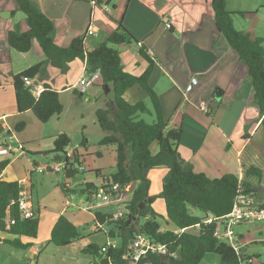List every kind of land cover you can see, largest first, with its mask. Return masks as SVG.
<instances>
[{"label": "crops", "instance_id": "0c3cea01", "mask_svg": "<svg viewBox=\"0 0 264 264\" xmlns=\"http://www.w3.org/2000/svg\"><path fill=\"white\" fill-rule=\"evenodd\" d=\"M31 1L52 21L54 25L52 37L55 43L63 48L68 47L74 38L81 37L84 38L86 50L91 51L103 43L116 29L115 22H120L135 40L130 45H119L114 48L119 52L122 69L136 77L146 70L147 62L140 55V49L153 62V70L148 83L159 98L164 119L167 121V128L181 127L182 129V137L178 146L180 157L190 163L197 173L220 174V176L237 173L236 177L240 181L248 182L251 188L256 189L255 184L252 183L254 178H246L244 175L246 169L256 166L252 164L257 160L256 157L262 159L264 164V150L258 149L260 150L258 152L253 147L250 148L255 134L261 128L254 91L250 84L246 65L238 59L236 52L231 49L226 39L216 28L210 0ZM225 5L226 10L233 14L235 29L249 34L251 38L261 39L264 47V34L260 32L258 23H241V20L249 21L251 17L258 16L260 12H263L264 3L260 0H225ZM240 13L245 15L240 16ZM167 24H169V28L166 27ZM10 30L19 33L25 31V17L16 10L14 0H0V123L5 130L11 132L9 141L12 142V146L20 149V153L16 154L20 156L24 153L33 154V152L24 150L25 145L33 146L35 142L42 143L45 133L44 126H39L36 118L31 120L32 117L28 115L31 113L30 111L22 114L17 112L11 85L12 76L45 61V57L40 47L36 46L38 44H34V42L32 49H35V56H31L30 52L18 53L17 55L21 56H17L16 52L8 47L5 40V35ZM84 75H86L84 63L74 60L68 64V70L65 73H60L47 65L45 76L41 80L36 79L32 82L40 90L45 84L55 89L60 101V96L65 92H76L80 97L85 93L82 94L77 87L78 80ZM194 79L196 84H192ZM92 86L104 89L100 75L96 82L88 88ZM133 88L125 93L126 102L129 104L142 102L147 108L145 97L141 94L138 96L142 101L134 103L129 101L128 95L132 93ZM138 89L140 88L138 87ZM216 89L223 91V96L218 101L213 99ZM89 90L97 94L95 88ZM109 93L104 94L102 105L95 106V113L99 109H105L106 104L113 106L112 95ZM150 108L147 109L150 110ZM203 108L206 110L204 111ZM113 113L112 110L111 114ZM150 116L153 117L152 113ZM18 122H24L25 128L16 133L14 127ZM96 123L95 119L92 128L84 132L86 147L80 148L81 150L78 149L79 138L77 136L72 132H65L63 129L58 131V134H65L68 137L70 134L74 135L70 140L72 143L70 142L67 158L71 159V156L76 153L82 171L84 170L82 162L91 166V170L100 171V167H94L95 159H102L104 151L109 148L98 147V143L106 133L100 128L97 129ZM252 124L253 126H251ZM30 125L35 130L33 136L25 134L28 133L27 129ZM246 127L247 129L251 127L250 133L246 130V138L239 140V134L242 136L243 133L242 128ZM55 137L50 138L51 146ZM226 141L231 145V148L235 149L236 165L239 166L237 171H232L230 167L233 166L223 162L221 158L220 147ZM154 144L150 147L152 154L157 151L156 146L155 151H152ZM110 147L114 149L113 146ZM248 149L251 153L249 157L247 154L244 158V153ZM35 150L34 154H41L42 158L38 161L32 160L34 162L31 164L29 160H26L27 163L16 170L15 179L9 180L20 184L28 206L39 219L37 238L34 240L20 238L24 244L32 242V247L27 251L33 256L40 249V242L47 241L51 244V229L60 215H66L65 208L69 203L67 198L73 192V190L66 191L64 189V182L63 186H59L60 192L57 191L56 197L53 198V201L59 199L58 206L52 207L55 208L54 210L43 202V198L50 193L40 196L39 191L37 192L38 189L36 190L34 183L36 174L47 171L61 172H53L52 166L48 163V158L52 161V156L45 157L43 155L51 152L53 146L43 147V144H40L39 149ZM14 161L15 159L10 160L9 165L0 173V181L6 180L4 176ZM64 162L65 160L62 164ZM102 175L104 174L102 173ZM148 179L150 181L149 196H157L161 192L162 185L169 180L168 171L165 168L150 170ZM71 198L72 196L69 199ZM102 203L105 204L104 201ZM151 207L157 214L165 215V205L161 199H155ZM43 210L51 211H45L48 215L43 217L41 215ZM44 219L46 220L47 235L41 240L39 233ZM72 224L78 225L77 223ZM76 227L79 234V227ZM92 230H95V227ZM10 239L12 238L9 235L0 232V240ZM116 242L119 244L118 239ZM0 245L11 248L7 244L0 243ZM71 245L73 244L71 243L69 246ZM101 247L99 248L101 249ZM15 255L8 254V260L14 258ZM101 257L103 258L102 255ZM7 258L0 264H6ZM23 258L26 259L23 256L22 261ZM35 258V264H38L39 256L36 255ZM97 262L98 260H95L90 264Z\"/></svg>", "mask_w": 264, "mask_h": 264}, {"label": "trees", "instance_id": "16d2710c", "mask_svg": "<svg viewBox=\"0 0 264 264\" xmlns=\"http://www.w3.org/2000/svg\"><path fill=\"white\" fill-rule=\"evenodd\" d=\"M16 10L25 17L26 30L17 32L10 30L5 35L8 47L16 53H28L34 41L44 54L45 61L37 63L24 71L12 76L14 102L19 114L32 112L40 123H47L53 116L61 115L63 106L59 101L58 92L45 84L38 97L25 87V80H41L45 76V67L65 73L68 64L80 60L85 65L88 75L98 72L102 84L110 88L113 106L106 104L105 109L96 111V120L102 131L106 133L98 143L99 148L114 147L115 173L102 175L95 171L100 184L86 182L80 191L87 199L94 197L100 191L109 193L112 197L123 194L132 183L134 190L126 200V214L117 218L114 215L95 213V221L100 225L111 226L106 233L108 238H117V249H109L103 257L108 264H200L207 254H215L220 258V264H252V257L244 260L243 249L236 254L225 241L213 236L214 230L221 218L227 216L233 206V201L241 188L252 193L253 188L248 182H242L232 174L210 179L203 173L194 171L190 163L185 162L178 153L182 137L181 127L167 128L162 107L156 93L149 86V78L153 70V62L142 49V58L147 62L146 70L140 76H132L122 69L119 52L114 46L130 45L135 42L131 34L120 22H115L116 29L97 48L87 51L84 38H74L66 48L58 46L53 37L54 25L31 0H14ZM95 4L97 2L94 1ZM214 14V22L220 34L226 39L238 59L248 70L250 84L254 91V100L258 108L260 127L264 130V47L262 40L251 38L249 34L237 31L233 24L232 13L226 10L225 0H210ZM244 16V13H240ZM139 87L149 98L152 111L142 102L129 104L124 99L125 93L133 87ZM1 87V84H0ZM112 110L114 111L113 114ZM152 113L153 121L147 123L141 118ZM25 128L24 122H18L14 132ZM11 132L5 130L0 123V140L10 139ZM246 138V136H245ZM156 143L157 151L152 154L150 147ZM70 146V140L65 134H58L53 142V150L44 153L51 155L53 162H58L64 156L63 176L73 178L80 171L77 154L67 158L65 151ZM83 149L86 140L81 142ZM264 159V152H263ZM9 160L0 162V173L9 165ZM74 163L78 169L74 168ZM165 168L169 180L162 185L158 196H149L150 170ZM79 170V171H78ZM246 178L261 179L262 172L256 167H249L244 173ZM22 188L15 181H0V232L6 233L12 239L0 240L16 249L26 250L32 247V242L22 243L20 238L31 240L37 238L39 219L34 213L32 218L23 219L19 210V199ZM253 194V193H252ZM155 199H161L165 205V216L157 214L151 207ZM137 225L136 215L140 204L144 203ZM196 210L199 215L192 212ZM208 215L214 218L211 224H204ZM129 216L131 217L128 220ZM164 221L162 228L160 221ZM170 226V227H169ZM176 231V233H175ZM136 234L147 237L150 241L166 248L175 257L160 256L148 253L136 263L126 258L130 241ZM242 237V236H241ZM79 238L77 227L64 215H60L51 229L50 243L56 247H68ZM96 260L101 259L99 248L89 246L86 250ZM260 256H256L259 258ZM96 264V263H94ZM259 264H264V260Z\"/></svg>", "mask_w": 264, "mask_h": 264}, {"label": "rangeland", "instance_id": "374dc122", "mask_svg": "<svg viewBox=\"0 0 264 264\" xmlns=\"http://www.w3.org/2000/svg\"><path fill=\"white\" fill-rule=\"evenodd\" d=\"M262 3H264V0H260ZM258 23V28L260 29V32L264 34V11L260 12L258 16L251 17L249 21L247 19L241 20V23ZM34 44H37L36 41H34ZM38 46V45H36ZM116 46H114L115 48ZM39 48V47H37ZM16 55L18 53H15ZM31 56H35V49H32L30 51ZM21 56V55H17ZM15 59L13 58V61ZM19 62V60H17ZM95 88L97 91V94H95L93 91H90L89 89ZM91 88H86L85 93L80 97L79 93L73 92V93H67L65 92L60 96V102L63 106V111L61 115L59 116H53L47 123L43 124L40 122L38 123L39 126H44V133L43 136L44 140L42 143L35 142V145H25L24 150L33 152V154H23L20 156L9 155V156H0V161L3 160H14L13 163L10 164L9 169L7 173L4 176L5 181H9L11 179H15L16 177V170L20 167H23V164H26V160L30 161V164L34 161L32 160H40L41 154L37 155L34 154L36 152L35 149H39L40 144H43V147H52L51 146V137L57 136L59 133L58 131L60 129H63L65 132H72L75 136L79 138L78 143V149L81 150L83 147H81V142L83 138H85L84 132L87 131V129H91L92 126L95 124V106H99L100 104H103V100L105 98V90L92 86ZM97 88V89H96ZM110 94V93H109ZM138 94H141L145 97V104L148 106L147 108H151L152 111V104L149 102L148 96L138 87H134L132 93L128 95L129 101L131 103H134L136 101H142L140 96ZM31 116V120H35L34 115L31 113L28 114ZM142 119H144L147 123H151L153 121L152 116H141ZM253 123V122H252ZM253 126V124L251 125ZM96 128H100L98 124L96 123ZM250 128L247 129V127L244 129L242 128V136L239 134V140L245 139V133L246 130L250 133ZM28 133H25L27 136H33L34 135V127L30 125L27 129ZM89 133V132H88ZM73 135V136H74ZM93 135V134H90ZM71 134L69 135V140H72L73 137ZM242 137V138H241ZM234 141V140H232ZM72 143V141H70ZM74 144V143H73ZM156 144L152 147V151H155ZM70 147V146H69ZM68 147V148H69ZM252 147L257 150L258 152L264 150V130L263 128H260L259 131L255 134L251 149ZM68 148L65 150L68 152ZM81 148V149H80ZM98 148V147H97ZM96 148V149H97ZM74 149V147H73ZM257 152V153H258ZM220 153L221 158L223 159V162L228 163L230 166V169L232 171H237L239 169V166L236 165V158H235V149L231 145L228 144L226 141L221 147H220ZM251 153L250 149L246 150L244 153V158L246 155ZM61 159L58 162H53L49 160V165H59L60 168L63 167L62 162L64 161V156L60 155ZM257 160L254 161L255 167L262 172L261 179L258 180L256 178L253 179V182L256 186V189H253V198L256 204H259L264 207V164L262 163V159L257 158ZM9 160V161H10ZM96 160V163H94V167H100L101 172L106 176L109 174H112L115 172V152L114 149L109 147L104 151V156L100 160ZM82 166L84 167L83 171H79L77 175H75L73 178L65 179V177L61 173H51L50 171L43 172L40 174H36L37 177H35V188L37 192L39 191L40 196L42 194L50 193L49 195H46L43 198V202L46 203L52 210H54L59 203V199L54 200L53 198L56 197V192H60V187L63 186L64 182L68 183L72 188L73 192L70 193V196H72L71 199L67 198L68 204L67 208H65V217L71 222V223H77L79 227V234L80 238L75 240L69 247H56L53 244H49L47 241L40 242L41 247L35 254L39 256V262L38 264H90L93 261L96 260V258L86 252L85 250L93 245L99 248L100 246H105V243L107 241L106 233L111 228L110 225L107 223L99 224L95 221V213H101L103 215H118V217L122 214H126L125 204L127 198L131 194H128L123 200L120 201H114L103 204L102 202L104 199H96L95 197H90L87 199L86 195H82L80 191L83 189L84 183L91 181L94 184H99L101 178H98L95 176V169L91 170V166L88 164H84L82 162ZM262 167V168H261ZM74 168L78 169V165L74 163ZM236 173V172H234ZM232 175H237L232 174ZM206 176L210 179L214 178H220V174H206ZM42 177V179H40ZM40 179V180H39ZM10 182V181H9ZM154 182V180H153ZM129 188L127 189V191ZM154 191V189H153ZM61 194V193H60ZM159 195V194H158ZM157 195V196H158ZM103 196V195H102ZM42 198V197H41ZM66 200V201H67ZM98 203L100 205H98ZM87 205H90V208H87ZM55 207V208H52ZM45 211H51V210H43L41 211V215L43 217H46L48 213ZM192 212L196 215H199V212L196 210H192ZM163 216V215H162ZM165 216V215H164ZM46 220H43V223L41 224V229L39 233V237L41 240H43V237H46L47 230H46ZM160 221L161 227H165L164 221ZM95 227V230H92V228ZM170 227V226H169ZM223 231V228H222ZM234 232V239L238 240V244L240 249H243V255L244 260L247 259V257H252V264H259L260 261L264 260V221H254L250 224H240L233 228ZM243 236V238L241 237ZM109 240H117V238H109ZM100 249V248H99ZM13 253L16 254L14 258L8 260V254ZM24 256L26 259L23 258V261L21 258ZM35 256L31 255L29 251L23 250V249H16L13 247H8L6 245H0V263L4 259L7 258L6 264H35ZM256 256H260L259 258H256ZM200 264H220V258L215 254H207L204 256V258L201 260Z\"/></svg>", "mask_w": 264, "mask_h": 264}, {"label": "built area", "instance_id": "2783aa9c", "mask_svg": "<svg viewBox=\"0 0 264 264\" xmlns=\"http://www.w3.org/2000/svg\"><path fill=\"white\" fill-rule=\"evenodd\" d=\"M166 27L169 28V24H167ZM98 77V72L90 75H84L77 82V87L79 91L83 94L86 91V88L90 87L96 82ZM192 84H196L195 79L192 80ZM25 87L28 88V90L32 93L34 97H38L42 92L39 87L34 86L32 80H25ZM188 89H190V87H188ZM203 110L205 111L206 109L203 108ZM9 140L10 139L0 140V155L9 156L20 153V149L18 147L15 148L14 146H12V142ZM63 167L60 168L59 165H54L52 166V170L53 172H62ZM80 171H82V167H80ZM64 189H66V191L73 190V188L68 183L64 184ZM94 197L96 199H104V203H109L114 198H116L112 197L109 193H104L103 191H100ZM90 207V205H87V208ZM19 210L21 213V218L23 219L32 218L34 216L33 211L27 204V200L23 194V191H21L20 193ZM117 217L118 215L114 216V218ZM213 220L214 218L212 217V215H208L204 221V224H211ZM254 221H264V207L255 203L252 193H247L240 188L234 198L233 206L230 213L227 216L221 218L219 221H217L218 224L214 230L213 236L218 240L225 241L232 247L236 254H240L238 240L234 239L233 228L237 225L245 223L250 224ZM131 241L132 244H130L129 246V252L126 255V258H128L134 263H136L140 258L145 257L148 253L160 256L175 257L173 253H168L165 247L150 241L147 237L143 235L136 234ZM117 248L118 243L116 242V240H109L108 238L105 243V246L101 247L99 252L103 256L109 249Z\"/></svg>", "mask_w": 264, "mask_h": 264}, {"label": "water", "instance_id": "95a60500", "mask_svg": "<svg viewBox=\"0 0 264 264\" xmlns=\"http://www.w3.org/2000/svg\"><path fill=\"white\" fill-rule=\"evenodd\" d=\"M104 90H105L106 94H108L110 92V88H108L107 85L104 86ZM222 96H223V91L221 89H216L214 94H213V99L218 101L222 98ZM135 185H136V183H132L131 188L128 191H125L120 196H117L111 202L123 200L128 194L132 193V191L135 188ZM98 205H100V204L98 203ZM144 205H145V202L140 204L138 210L136 211V215L133 216L132 218L129 216L128 220H130V218L136 219V224L138 225L140 222L139 214H140L141 209L144 207ZM130 244H132V241L130 242ZM96 264H108V259L106 257H103Z\"/></svg>", "mask_w": 264, "mask_h": 264}]
</instances>
